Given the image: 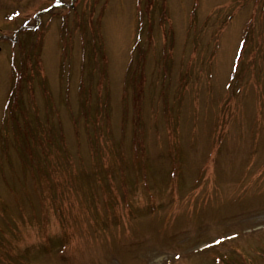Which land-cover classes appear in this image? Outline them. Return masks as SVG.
Masks as SVG:
<instances>
[{"label": "rangeland", "instance_id": "rangeland-1", "mask_svg": "<svg viewBox=\"0 0 264 264\" xmlns=\"http://www.w3.org/2000/svg\"><path fill=\"white\" fill-rule=\"evenodd\" d=\"M0 264H264V0H0Z\"/></svg>", "mask_w": 264, "mask_h": 264}, {"label": "trees", "instance_id": "trees-1", "mask_svg": "<svg viewBox=\"0 0 264 264\" xmlns=\"http://www.w3.org/2000/svg\"><path fill=\"white\" fill-rule=\"evenodd\" d=\"M14 70H15V76H17V77H15L16 78V80H14V84L15 85H18V83H19V80L21 79H19L18 78V76H21V74L16 70V68L14 67ZM19 84H21V83H19ZM13 94H14V92L13 93H11V95H10V99H11V97L13 96Z\"/></svg>", "mask_w": 264, "mask_h": 264}]
</instances>
